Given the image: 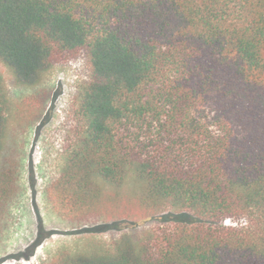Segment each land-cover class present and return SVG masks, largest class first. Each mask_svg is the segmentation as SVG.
Returning <instances> with one entry per match:
<instances>
[{"label": "trees", "instance_id": "1", "mask_svg": "<svg viewBox=\"0 0 264 264\" xmlns=\"http://www.w3.org/2000/svg\"><path fill=\"white\" fill-rule=\"evenodd\" d=\"M79 57L90 80L45 188L53 213L197 223L40 264H264V0H0V62L31 90L11 133L0 76V225L22 193L16 138L45 110L46 75Z\"/></svg>", "mask_w": 264, "mask_h": 264}, {"label": "rangeland", "instance_id": "2", "mask_svg": "<svg viewBox=\"0 0 264 264\" xmlns=\"http://www.w3.org/2000/svg\"><path fill=\"white\" fill-rule=\"evenodd\" d=\"M2 94L8 103L9 130L16 126L15 113L30 89L16 85L12 73L0 62ZM90 73L83 57L61 62L46 75L43 88L49 93L38 122L16 138L21 162L22 193L1 223L0 264H40L58 252H109L127 235L138 239L174 225H193L188 213L167 211L155 217L113 219L74 225L57 217L45 197L46 186L64 165L66 149L73 141L72 109ZM225 225H233L227 220Z\"/></svg>", "mask_w": 264, "mask_h": 264}]
</instances>
